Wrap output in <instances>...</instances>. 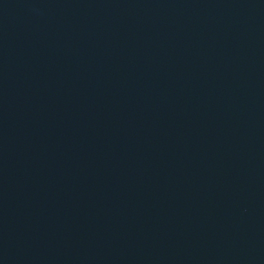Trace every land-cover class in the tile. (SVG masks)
I'll list each match as a JSON object with an SVG mask.
<instances>
[{"label":"water","instance_id":"1","mask_svg":"<svg viewBox=\"0 0 264 264\" xmlns=\"http://www.w3.org/2000/svg\"><path fill=\"white\" fill-rule=\"evenodd\" d=\"M0 264H264V0H66L0 68Z\"/></svg>","mask_w":264,"mask_h":264}]
</instances>
